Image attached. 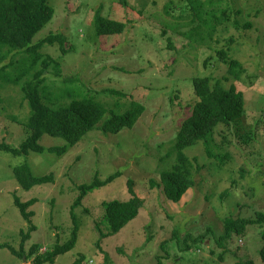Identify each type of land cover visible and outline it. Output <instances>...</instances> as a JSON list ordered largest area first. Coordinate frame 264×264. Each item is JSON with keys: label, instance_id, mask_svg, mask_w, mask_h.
<instances>
[{"label": "rangeland", "instance_id": "1", "mask_svg": "<svg viewBox=\"0 0 264 264\" xmlns=\"http://www.w3.org/2000/svg\"><path fill=\"white\" fill-rule=\"evenodd\" d=\"M202 1L204 21L195 17L188 0H49L54 16L33 42L63 33L68 43L64 52L58 42L42 48L60 62L59 68L52 63L43 74L44 102L62 106L89 97L101 102L106 113L62 155L0 150V244L20 248L29 222L15 198H36L29 210L34 211L37 228L24 243L26 251L34 243L45 251L69 240L72 210L80 224L75 247L45 264H72L82 255L81 264H157L162 255L169 256L168 264H264L260 225H248L241 235L233 231L222 246L218 244L227 217L254 218L264 211V0ZM98 11L125 22L123 33L98 35ZM195 26L199 32L193 35ZM7 48L0 55V69L27 56L20 48H8L14 53ZM222 48L229 49L227 60L218 54ZM231 58L243 64L241 78L229 70ZM25 66L24 60L17 67L7 65L6 75L15 77ZM204 75L241 90L246 112L238 127L217 126L209 146L199 141L184 149L193 164L194 185L174 202L166 196L162 172L176 161L178 130L197 100L193 79ZM133 101L145 107L133 127L117 133L99 127L113 114L129 110ZM29 116L21 85L0 78V142L19 147L28 136ZM247 133L253 135L249 141L240 137ZM40 142L46 147L68 144L47 133ZM23 163L35 175L53 173L55 181L22 188L14 168ZM116 172L120 174L112 182L94 188L73 208L80 185ZM129 180L143 207L121 231L104 237L109 226L103 203L129 199ZM186 239L189 250H184ZM31 262L0 248V264Z\"/></svg>", "mask_w": 264, "mask_h": 264}, {"label": "trees", "instance_id": "2", "mask_svg": "<svg viewBox=\"0 0 264 264\" xmlns=\"http://www.w3.org/2000/svg\"><path fill=\"white\" fill-rule=\"evenodd\" d=\"M122 1L126 3V0ZM188 1L195 17L199 18L200 21H204L205 3L202 0ZM54 13L55 9L49 3V0H0V55H3L2 51L7 47L20 48L27 54L26 58L22 60L12 59L7 64L11 67H17L18 63L24 60L26 66L19 75L15 77L6 75L5 66L7 65L0 69L2 80L21 85L24 99L29 102L30 107V116L25 123L28 136L21 145L14 147L6 141L0 142V150L9 151L14 155H26L31 151L44 152L45 150L62 155L68 150L69 146L76 145L89 131L95 129L106 113V108L101 102L89 97L76 98L71 103L62 106H52L44 102L45 96L41 90L43 85H46V78L43 74L52 63L56 68H59L60 62L43 53L42 48L46 44L52 45L58 42L64 52L68 41L63 33L49 34L37 42H33V38L53 18ZM95 25L98 35L121 34L126 28L125 22L106 17L101 14V11L96 13ZM192 32L193 35L197 34L199 32L198 27L195 26ZM228 50L222 48L218 51L222 59L227 60L229 58ZM7 51L8 53H14L12 49ZM228 64L231 73L236 78H241L245 72L243 64L234 58H231ZM225 79H228V77H225ZM193 84L197 100L193 105L191 114L182 122L178 130L175 143L176 161L170 169L162 172V182L166 196L174 202H179L189 188L194 185V179H192L193 164L189 156L184 153V149L197 144L199 141H203L209 146L210 139L217 126L222 124L227 127H238L246 112L244 93L238 90L235 85L227 87L220 80L213 83V79L208 75L195 76ZM109 92L120 93L114 89H109ZM144 110L145 107L141 103L133 101V105L129 110L122 114H113L99 127L107 133H117L125 127L131 128L136 124ZM45 133L51 136L63 137L68 144L46 147L40 142ZM240 137L245 141H249L253 138V135L247 133ZM210 154H212L211 151ZM226 157L227 155L222 159ZM14 173L21 187L26 190L35 185L55 181L53 173L41 176L35 175L28 163L16 166ZM119 174L120 172L113 173L105 180L96 177L90 184L80 185V195L74 201L73 208L75 209L81 204L84 197L94 188L112 182ZM128 188L131 194L129 199L111 200L103 203L105 207L104 216L109 231L108 233L101 231L102 236L118 233L140 213L144 200L136 194L132 180L128 181ZM36 202V198L28 201H21L18 197L15 198V204L19 207L24 219L29 222V229L27 232L22 231L23 239L19 249L8 243L0 244V248H9L21 260L22 258L25 261L32 259L31 264H45L54 262L58 255L75 247L78 241L80 224L72 210L74 225L69 240L65 243L58 241L54 247L45 251H41L40 243H34L26 251L24 243L37 228L32 222L34 211L29 210V207ZM224 222L225 232L218 239V244L221 246L223 240L229 238L233 231L239 235L245 234L247 226L252 224L260 225L264 240V211L262 210L257 211L254 218L227 217ZM197 240L193 238L194 242ZM166 243L167 240L162 242L163 249ZM190 248L192 246L188 244L187 240L184 250ZM260 255L264 262V244L260 249ZM167 257L169 256H159L157 264H168ZM84 259L85 257L82 255L72 264H81ZM236 264H254V261L239 260Z\"/></svg>", "mask_w": 264, "mask_h": 264}]
</instances>
